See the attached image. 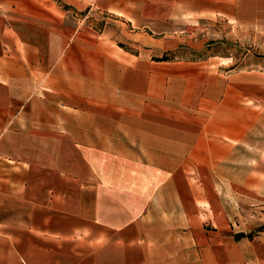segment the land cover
Instances as JSON below:
<instances>
[{"label": "crops", "instance_id": "crops-1", "mask_svg": "<svg viewBox=\"0 0 264 264\" xmlns=\"http://www.w3.org/2000/svg\"><path fill=\"white\" fill-rule=\"evenodd\" d=\"M263 3L0 0V264H264Z\"/></svg>", "mask_w": 264, "mask_h": 264}, {"label": "rangeland", "instance_id": "rangeland-1", "mask_svg": "<svg viewBox=\"0 0 264 264\" xmlns=\"http://www.w3.org/2000/svg\"><path fill=\"white\" fill-rule=\"evenodd\" d=\"M264 4V3H263ZM213 29H219L221 32H223V35L226 36L228 33L227 24L225 23H217ZM260 29V28H259ZM264 32V31H263ZM237 43L236 46H239L243 50H251V51H257V52H263L264 53V38H258L256 41L254 39L248 40V39H236ZM230 43H235L232 41V39H228Z\"/></svg>", "mask_w": 264, "mask_h": 264}]
</instances>
